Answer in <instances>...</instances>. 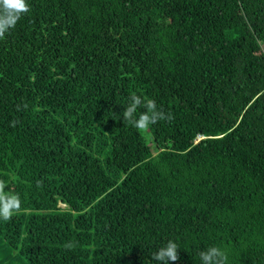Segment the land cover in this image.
<instances>
[{"label":"trees","instance_id":"trees-1","mask_svg":"<svg viewBox=\"0 0 264 264\" xmlns=\"http://www.w3.org/2000/svg\"><path fill=\"white\" fill-rule=\"evenodd\" d=\"M27 2L0 38V264H156L169 240L264 264V0ZM131 95L170 118L132 127Z\"/></svg>","mask_w":264,"mask_h":264},{"label":"clouds","instance_id":"clouds-1","mask_svg":"<svg viewBox=\"0 0 264 264\" xmlns=\"http://www.w3.org/2000/svg\"><path fill=\"white\" fill-rule=\"evenodd\" d=\"M30 11L27 0H0V38L14 29L22 16ZM143 108L144 111H138ZM123 121L132 127L143 130L159 121L169 119L158 109L155 101H145L141 96L131 95L129 103L122 112ZM6 183L0 181V220L8 221L21 210V200L18 194L6 190ZM178 245L169 240L152 256L156 264H175L178 260ZM200 264H228V254L220 247H210L199 253Z\"/></svg>","mask_w":264,"mask_h":264},{"label":"rangeland","instance_id":"rangeland-1","mask_svg":"<svg viewBox=\"0 0 264 264\" xmlns=\"http://www.w3.org/2000/svg\"><path fill=\"white\" fill-rule=\"evenodd\" d=\"M144 136L146 137V138H150L151 136L148 134V132H144ZM61 207H63L62 205H60Z\"/></svg>","mask_w":264,"mask_h":264}]
</instances>
